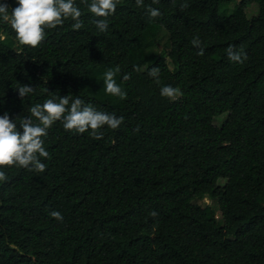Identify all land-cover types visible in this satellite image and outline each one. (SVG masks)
Here are the masks:
<instances>
[{
    "label": "trees",
    "instance_id": "trees-1",
    "mask_svg": "<svg viewBox=\"0 0 264 264\" xmlns=\"http://www.w3.org/2000/svg\"><path fill=\"white\" fill-rule=\"evenodd\" d=\"M75 2L83 27L65 20L37 48L0 20V116L22 131L32 106L72 95L124 122L98 140L57 121L44 172L0 169V264H264V0H120L103 33ZM229 46L247 59L230 61ZM117 67L126 99L105 91ZM20 85L35 92L20 98ZM165 85L183 94L162 97Z\"/></svg>",
    "mask_w": 264,
    "mask_h": 264
},
{
    "label": "clouds",
    "instance_id": "clouds-1",
    "mask_svg": "<svg viewBox=\"0 0 264 264\" xmlns=\"http://www.w3.org/2000/svg\"><path fill=\"white\" fill-rule=\"evenodd\" d=\"M18 6L9 10V6L0 3V20L10 24L15 32V38L19 45L37 48L45 39L46 29H55L62 26L65 20L74 21L72 27L79 30L83 27L81 19L83 12L75 0H16ZM120 0H81L87 11L99 18L93 21L99 32H106L108 29V17L116 12L117 4ZM153 4H158L159 0H152ZM137 7L144 6V0H136ZM189 4H181V10L187 9ZM149 17L156 19L161 16L157 8H147ZM194 47L200 49L199 55H204L201 41L198 37L191 41ZM230 61L243 63L247 56L243 51H238L229 46L226 49ZM139 72L140 68L136 67ZM160 68L152 67L148 75L159 84ZM120 72L117 67L114 70L108 69L104 73V87L106 93L126 99L127 93L117 83L115 77ZM131 78L130 74H124L123 80ZM20 98L32 95L35 89L24 85L17 88ZM162 97L175 100L183 93L179 88L165 85L160 89ZM30 117L20 119L19 125L22 131L17 129L7 113L0 116V169L11 166H19L29 171L44 172L46 165L41 162V158H49L46 150L45 138L48 130L57 121H62L63 127L67 131H75L83 134L89 132L93 138L102 139L101 129L107 126L116 130L124 122V118L117 117L115 113L98 110L92 104H86L80 96L73 98L72 95L65 97L52 95L43 104H35L30 108ZM35 122H34V120ZM139 131V128H137ZM6 172L0 170V181H6ZM51 217L58 221L63 220V216L58 211H52ZM153 217L157 213H151Z\"/></svg>",
    "mask_w": 264,
    "mask_h": 264
},
{
    "label": "rangeland",
    "instance_id": "rangeland-1",
    "mask_svg": "<svg viewBox=\"0 0 264 264\" xmlns=\"http://www.w3.org/2000/svg\"><path fill=\"white\" fill-rule=\"evenodd\" d=\"M237 5V2H233L231 3L230 5V8H229V11H232L233 8ZM246 13L249 17H254V16H257L258 13H259V5L257 3H253L252 5H250L248 8H246ZM166 40V35L164 33H162V39H161V43H164V41ZM227 117H228V113H224V114H221L220 116L214 118L213 120V124L215 126H218V127H221L227 120ZM224 179H220V184H224ZM208 203H211V200H207ZM205 201H200V203L204 206ZM216 215L217 217L219 218L221 213H220V210H217L216 212Z\"/></svg>",
    "mask_w": 264,
    "mask_h": 264
}]
</instances>
